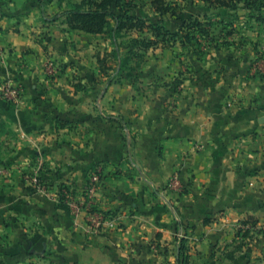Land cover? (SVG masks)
<instances>
[{"label":"crops","instance_id":"crops-1","mask_svg":"<svg viewBox=\"0 0 264 264\" xmlns=\"http://www.w3.org/2000/svg\"><path fill=\"white\" fill-rule=\"evenodd\" d=\"M47 16L0 0V89H23L16 105L0 93V264H178L180 233L190 264H263L255 243L235 248L240 223L264 227V77L251 69L259 45L200 56L151 49L139 84L107 85L95 59L111 44L96 58L87 40L103 35L63 18L58 33ZM39 167L54 191L77 194L98 173V210L119 228L92 233L85 212L35 189Z\"/></svg>","mask_w":264,"mask_h":264},{"label":"rangeland","instance_id":"rangeland-1","mask_svg":"<svg viewBox=\"0 0 264 264\" xmlns=\"http://www.w3.org/2000/svg\"><path fill=\"white\" fill-rule=\"evenodd\" d=\"M80 0H62V8L58 5V0H54V4L47 9V14L49 17H54L57 14H62L64 10H67L69 3L79 2ZM245 1L250 3V6L245 5ZM172 3V11L169 14L161 16L155 11L150 0H123V9H129L133 15L138 16L145 23L156 24L157 26L164 27L171 32H179L182 29L181 25L183 22L188 23L190 19L197 20L202 23V26L199 28H193L192 26L186 27L181 35L185 33H191L197 37V42L189 43L183 46V43L177 40V43L173 46L174 42L169 37L163 42L162 37H155L152 28H146L143 33L137 31L136 29H125L122 33V38H120L119 43L121 44V49L125 53L127 47L132 44L134 39H153L156 40V45L151 47V49L161 48L163 50H169L171 52H176V55H185L186 53L194 54L200 56L206 52L210 47H219L225 46L224 41L230 43L234 42L236 48L249 46L250 43L258 44V51L255 57L251 61L252 71L261 77L257 70L260 68L264 70V0H241L238 6H229V7H219L216 5H210L207 2L201 0L193 1H168ZM248 5V4H247ZM118 13V10H115ZM46 14V15H47ZM57 28L55 30L58 33L64 32L61 28V19H58L56 24ZM65 33V32H64ZM81 35L78 32L73 34L72 38L80 39ZM52 38V37H51ZM50 38V39H51ZM91 39V38H88ZM110 43V36L103 35L100 38H92L87 40V43L93 45V51L97 58L98 50L103 49V41ZM170 40V41H169ZM85 41V40H81ZM227 42V43H228ZM111 47V45H110ZM105 50V48H104ZM148 51V53L150 52ZM105 54L95 59L97 64L101 65L102 68L104 64L99 61L106 60V64L115 66L116 62L107 57V52ZM148 53L145 55L144 62L140 61L138 58H134L131 62V65L135 66L136 64H141L142 67L146 64V59ZM95 58V57H94ZM86 59V58H85ZM89 59V58H88ZM86 59V60H88ZM54 61V60H53ZM106 66V65H105ZM141 67V68H142ZM106 75L112 74L111 70H106L104 68ZM141 70V69H140ZM137 71V72H140ZM140 83V79L137 84ZM255 222H247L246 224L240 223L239 233L240 239L235 245L236 249L242 250V248L256 244L260 246V254L256 258V261L259 259L263 261L264 264V227H259ZM235 255L230 254L227 257L228 261L230 258H234ZM222 257V256H221ZM37 264V263H31Z\"/></svg>","mask_w":264,"mask_h":264},{"label":"trees","instance_id":"trees-1","mask_svg":"<svg viewBox=\"0 0 264 264\" xmlns=\"http://www.w3.org/2000/svg\"><path fill=\"white\" fill-rule=\"evenodd\" d=\"M54 0H26L27 3H32V5L37 6L40 9L42 17L45 18L47 8ZM123 0H80L79 2L69 3L67 10H64L62 14H57L52 18V21H57L63 18V23L68 26L71 30L83 31L87 34L92 35H109L111 51L107 52V57L116 62L115 66L106 64V60L99 61L104 62L103 69L111 70L112 74L107 75V85L113 82H119L122 76L131 79L135 84L139 81L140 72L142 65L136 64L131 65L132 60L136 57L142 63L144 62L145 55L148 53L151 47L155 46L156 40L153 39H134L132 44L127 47L124 53L121 49V44L119 43L120 38H122V33L125 29H136L137 31L143 33L146 28H152L155 37H162L165 43L166 39L169 37L174 42L173 46L177 43V40L183 43V46L197 42V37L191 33H185L181 35L183 30L188 26L193 28H199L202 23L197 20L190 19L188 23L183 22L181 25L182 29L179 32H171L170 30L157 26L156 24L150 23L147 25L138 16L133 15L129 9H123ZM153 8L161 16L169 14L172 11V3L168 1L174 0H150ZM176 1H193V0H176ZM199 1V0H198ZM207 2L210 5H216L219 7H229L238 6L241 0H201ZM62 0H58V5H61ZM248 4V5H247ZM246 6H250V3L245 1ZM118 10V13L115 12ZM181 32V33H180ZM170 41V40H169ZM228 41H224V45L228 44ZM106 65V66H105ZM94 77V76H93ZM95 80V79H94ZM78 90H83L84 88L77 85ZM114 119V118H110ZM121 122V121H120ZM60 188H64L65 185H59ZM73 193L77 192L73 190ZM63 198V197H62ZM61 198V199H62ZM107 215V213H105ZM108 216V215H107ZM110 217V216H109ZM246 224L247 222H242ZM179 250V260L178 264H190V257L188 255V246L185 238L180 240Z\"/></svg>","mask_w":264,"mask_h":264},{"label":"built area","instance_id":"built-area-1","mask_svg":"<svg viewBox=\"0 0 264 264\" xmlns=\"http://www.w3.org/2000/svg\"><path fill=\"white\" fill-rule=\"evenodd\" d=\"M58 71V66L53 60L48 62L46 66V72L49 77L52 78L56 76ZM257 71L260 75L264 76L263 69L260 68ZM0 93L2 99H4L8 104L16 105L18 104L23 94V89L21 85L17 83L5 81L1 86ZM6 175V166H0V178H3ZM29 179L31 180L33 186L37 191L62 203L73 205L76 212L78 213L85 212L88 216V227L92 233L98 235L105 233L108 230L119 228L117 220L114 217H109L98 210L96 195L102 187V179L98 173H94L89 177L85 188L78 194H74L73 190L66 185L64 188L56 186V190L54 191L53 185L51 183H48L42 177L40 173V167L30 175ZM178 185L179 182H177V179H174L171 187L178 191ZM184 237V234L180 233V235L178 236L177 246L180 245V240Z\"/></svg>","mask_w":264,"mask_h":264}]
</instances>
